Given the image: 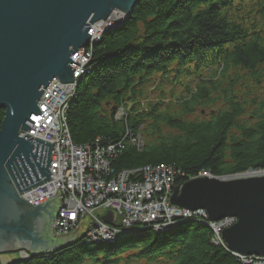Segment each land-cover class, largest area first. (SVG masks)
<instances>
[{
	"label": "trees",
	"instance_id": "16d2710c",
	"mask_svg": "<svg viewBox=\"0 0 264 264\" xmlns=\"http://www.w3.org/2000/svg\"><path fill=\"white\" fill-rule=\"evenodd\" d=\"M92 52L68 130L78 146H115L112 177L166 166L180 185L264 169V0H140ZM126 237L10 264H237L203 221Z\"/></svg>",
	"mask_w": 264,
	"mask_h": 264
},
{
	"label": "water",
	"instance_id": "95a60500",
	"mask_svg": "<svg viewBox=\"0 0 264 264\" xmlns=\"http://www.w3.org/2000/svg\"><path fill=\"white\" fill-rule=\"evenodd\" d=\"M136 1L0 0V255L20 249L43 254L76 241L75 230L52 238L59 194L37 207L17 196L15 188L22 193L51 178V145L20 134L41 113L38 101L52 81L74 83L80 65L70 58L88 47L90 26L114 10L127 20ZM241 175L188 180L173 190L170 203L204 209L214 222L236 218L222 233L227 248L264 256V177Z\"/></svg>",
	"mask_w": 264,
	"mask_h": 264
},
{
	"label": "built area",
	"instance_id": "2783aa9c",
	"mask_svg": "<svg viewBox=\"0 0 264 264\" xmlns=\"http://www.w3.org/2000/svg\"><path fill=\"white\" fill-rule=\"evenodd\" d=\"M122 20V13L116 12L112 14L107 21L97 22L91 25L88 35L90 36L92 46L101 41L107 30L115 28ZM92 46L77 50V52L70 58L72 61L79 63L80 65L73 71V79L76 81H79L84 75L89 73L90 67L88 68V66L92 58ZM50 85L53 86L51 88L48 86L37 104L41 111L37 117L40 118H36L29 128L30 130H28L26 134H21V136L23 138L26 135L33 138L37 137V139L52 145V147H54V152H56V156L51 157V165L53 166L50 169L52 174L51 181L45 185L37 187L35 194H28V199L30 203H34L33 205L37 206L41 201H46L45 196L49 199L51 196L56 197L59 194L60 200H62L61 197L67 196V199H64L63 203L68 209H65V211L64 209L61 210V220L64 222L68 220L74 222L78 216H82L87 210L88 212L91 211V209L98 204L107 206L111 202H115L114 195H121V190H126L128 193L130 190V188L127 189L129 174H121L119 178L109 181L107 185L105 184V181L99 180L98 183L95 182L98 178L97 176L102 172V169H104L101 166L104 164L109 165V161L101 158L104 153L97 151L98 155H96L86 146L79 147L72 144L66 129V115L69 103L74 98L76 83L74 81V84H63L66 86L61 87L62 84L57 81ZM57 111H59V113H57ZM40 132L48 134L44 133V135H41L42 133ZM98 145V143L95 144L96 147H98ZM112 151H114V149H107L106 154H111ZM85 170L90 171L89 175L86 177L83 175ZM95 170L99 173L94 172ZM203 175L207 174H202L201 176ZM155 180L159 184L162 183L169 185V181L170 184L173 183V180H169V178L162 174H160L159 178H156ZM155 180L153 182H156ZM86 184L89 185L87 186ZM97 184L100 189L98 196L95 198L92 193L86 195V193L93 189L92 185ZM86 187L87 189L85 190L84 195V189ZM76 191L80 198L85 200L84 203L82 202V199L76 196ZM88 196H91L92 199H89ZM142 213L144 212H131L129 213V218L131 221H135L136 225L152 222L148 215ZM229 225L230 222L221 225L214 230L216 233L214 240L216 242H219V233L222 229ZM155 227L168 228L162 227L158 224L155 225ZM99 237L101 238L100 235Z\"/></svg>",
	"mask_w": 264,
	"mask_h": 264
},
{
	"label": "bare ground",
	"instance_id": "6f19581e",
	"mask_svg": "<svg viewBox=\"0 0 264 264\" xmlns=\"http://www.w3.org/2000/svg\"><path fill=\"white\" fill-rule=\"evenodd\" d=\"M57 81L58 80L56 79L52 81L50 84ZM50 84L49 87L51 88L53 85ZM64 84H68V83H64ZM64 86L66 85L63 84L61 85V87ZM57 113H59V111H57ZM40 133H42L41 135H44L45 132H40ZM131 143L134 144L132 140ZM249 170L243 173H237L235 175L242 174L241 176L243 177L244 176L257 177V178L264 177V169L255 170L256 172L254 170L251 171ZM160 174L169 178V180H174L175 177L174 170L172 168L169 169L166 166H160V167L148 166L139 169L135 172L134 171L131 172L128 176V182H127L128 183L127 189L130 188L128 193L126 190H121L120 192L123 195L122 194L114 195L115 202H111L107 206L98 204L91 209V211L103 209L107 212L103 217L97 218L99 223L96 226L98 228V231H100L101 233L99 234L101 236V239L100 238L95 239L94 235L88 232L86 227L77 229L79 227L78 226L77 228L74 229L77 230L73 233V235L79 233L77 237V239L79 238L78 242L82 243L83 245H89L91 244L92 241L94 243L96 242L95 244H98L100 240L108 238L107 239L108 242L107 241L106 242L109 243V245H114L118 241H122L124 237L130 235L129 233L153 230L156 233L164 234L169 229L155 227V225L158 224L162 227H168L170 229H173L186 221H203L207 225V227L211 231H213V235L215 238L216 233L214 232V230L216 228H218L221 225H225L228 222H230V224L232 225H234L237 222V219L234 217H225L216 222L210 221L209 216L206 210L204 209L190 210L172 205L170 203V198L173 193V190L179 189L184 184V182L182 184L180 183V185H177L176 182L169 185L162 183L159 184L155 179L159 178ZM207 176L208 178L227 177V176H212L211 174H207ZM229 176H233V175H229ZM154 180L156 182H153ZM49 181H51V178ZM92 187L97 188L95 192H92V195L96 198L99 194L100 189L98 188V184L92 185ZM86 195H90V193L88 192L86 193ZM137 211H143L144 213L142 214L148 215L152 222L141 223L137 225V228H134L136 224L135 221L130 220L129 213L137 212ZM106 217L109 219L107 222L105 221ZM71 232H73V228H68L67 233L69 234ZM212 242L216 246L219 244L216 241H212ZM224 246H226V244ZM260 257L264 259V256H260ZM235 261L237 264H242V260H237L235 258ZM251 263L259 264L261 263V261H259L256 258H252Z\"/></svg>",
	"mask_w": 264,
	"mask_h": 264
},
{
	"label": "rangeland",
	"instance_id": "374dc122",
	"mask_svg": "<svg viewBox=\"0 0 264 264\" xmlns=\"http://www.w3.org/2000/svg\"><path fill=\"white\" fill-rule=\"evenodd\" d=\"M139 1L140 0H138V1H136L134 4H133V7L131 8V12H129L130 13V15L132 14V12L134 11V9H135V7L139 4ZM116 12H120V13H122V15H123V17L125 18V20H126V16H127V14L126 13H123L122 11H119V10H114L112 13H111V15L112 14H114V13H116ZM110 15V16H111ZM129 15V14H128ZM129 15V16H130ZM109 16V17H110ZM129 16L127 17V19L129 18ZM108 17V18H109ZM108 19H105V20H101V21H99V22H105V21H107ZM108 31V30H107ZM105 35V34H104ZM104 37V36H103ZM102 37V38H103ZM102 40V39H101ZM95 45V44H94ZM93 45V46H94ZM92 46V43H91V41L89 40V43H88V47H91ZM93 46H92V49H93ZM92 57H93V52H92ZM91 60H92V58H91ZM89 67H91V63L89 64V66H88V68ZM61 84H64V83H61ZM71 84V83H70ZM74 84V83H73ZM68 121H67V115H66V129H67V134H68V137H69V139H70V142L72 143V144H74L73 142H72V139H71V137H70V133H69V130H68V123H67ZM67 136V135H66ZM20 137H22L21 136V134H20ZM133 140V143L134 144H136V145H138L139 147L141 146L140 145V143H139V140H138V138H134V139H132ZM96 143H98L99 145H98V147H96L95 146V144ZM74 145H76V144H74ZM76 146H78V145H76ZM84 146H86V147H88L90 150H91V152H94L96 155H98V152H100V153H104V155L101 157L102 159H106V160H108L109 162V165L108 164H104L103 166H101V167H103L104 169H102V172L97 176L98 178L95 180V182L96 183H98V181L99 180H101V181H105L106 183V185L108 184V182L109 181H113V180H116L117 178H119V176L121 175V174H124V173H127V174H130V173H128V172H122V173H120V174H116L115 176H113L112 177V175H110V167H111V159L110 158H112V154H106V150L107 149H114V145H107V144H102L101 143V141L99 140V139H96L94 142H91V143H89V144H86V145H84ZM84 146H79V147H84ZM58 151V150H57ZM98 151V152H97ZM52 156H56V152H54V147H52V145H51V151H50V165H49V173L51 174V168L53 167L52 165H51V157ZM89 170H85L84 171V177H86L87 175H89ZM94 172H96V173H99V172H97L96 170L94 171ZM53 174H54V171H53ZM51 176H52V174H51ZM50 181H48V182H44L43 184H41V185H37V186H35V187H32V188H30V189H28V190H26V191H24V192H22V193H19L18 192V190H17V188H15V192H16V194H17V196L20 198V199H22L23 201H25L26 203H28L29 205H31L32 207H37V206H39V205H41V204H43V203H45V202H47V201H50V200H52V199H54V198H56V197H50L49 199H47V197L45 196V198H46V201H41V203L40 204H38L37 206H34L33 204L34 203H30V201H29V197H28V194H31V193H36V189H37V187H40V186H42V185H45V184H47V183H49ZM174 183V182H173ZM172 183V184H173ZM169 184H170V181H169ZM87 185V184H86ZM89 185V184H88ZM87 185V186H88ZM87 189V187L84 189V195H85V190ZM97 189L96 188H94L93 187V189L89 192V193H92V192H95ZM72 193V192H71ZM73 194V193H72ZM75 194H76V196L78 197V198H80V196L78 195V193H77V191L75 192ZM46 195V194H45ZM43 196V195H42ZM62 198V200H60V204H59V207H58V209H57V212H56V215H55V221H54V223L51 225V235L53 236L52 238H56L58 235H66V234H68L67 233V229L68 228H73V231H74V229L75 228H77L78 226V228L77 229H80V228H87V231L88 232H90V233H92L93 235H94V237H95V239H98V238H100L99 237V234H101L100 233V231H98V228H97V224L99 223L98 222V220H97V218L98 217H103L107 212L105 211V210H103V209H100V210H96V211H89L88 212V210L87 211H85V213L82 215V216H78L77 217V220L76 221H71V220H68V221H66V222H64L63 220H61V215H60V212H61V210L62 209H64V211H65V209H68V207L63 203V201H64V199H67V196H63V197H61ZM88 198L90 199L91 198V196H88ZM80 199H82V202L84 203V199L83 198H80ZM92 199V198H91ZM104 206V205H103ZM85 221V222H84ZM76 229V230H77ZM75 230V231H76ZM83 231V230H82ZM53 232V233H52ZM101 239V238H100ZM108 238H106V239H102V240H100L99 241V243L100 244H109V243H107L108 242V240H107ZM78 240H79V238L78 239H76V241L74 242V243H71V244H69V245H66V246H63V248L61 247V248H58V249H55V250H49V249H47L46 250V252L45 253H43V254H32L31 252H29V251H26V249H20V250H18V251H16V252H10V253H5V254H2V255H0V264H2L1 263V261L2 262H4V263H8V264H10V263H19V262H24V261H27L28 259H30V258H32V257H40V256H48V255H50V254H52V253H54V252H60V251H62V249H66V247H71L72 245H74L75 243H78ZM107 241V242H106ZM110 241V240H109ZM96 243V242H95ZM93 241L91 242V244H95ZM20 253H21V257H19V255H20ZM28 253V254H27ZM29 255H30V257H29ZM18 258H20V260L19 261H15L16 259H18Z\"/></svg>",
	"mask_w": 264,
	"mask_h": 264
}]
</instances>
